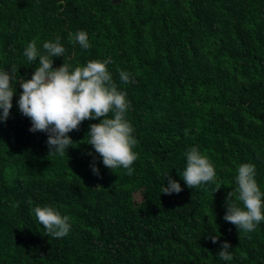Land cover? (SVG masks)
I'll list each match as a JSON object with an SVG mask.
<instances>
[{
	"label": "trees",
	"instance_id": "16d2710c",
	"mask_svg": "<svg viewBox=\"0 0 264 264\" xmlns=\"http://www.w3.org/2000/svg\"><path fill=\"white\" fill-rule=\"evenodd\" d=\"M80 31L90 48L75 41ZM56 37L65 53L54 68L111 61L139 142L132 175L113 173L88 144L99 119L68 134L63 156L49 155L46 133L29 131L18 82L38 60L24 51L35 40L43 52ZM13 68V107L0 121V264H264V221L246 233L223 218L230 191L240 203L239 165L255 166L264 193V0H0V71ZM121 70L134 82L122 83ZM193 146L217 178L189 189ZM166 173L183 191L161 193ZM37 206L69 216V234L44 235ZM224 241L232 260L217 254Z\"/></svg>",
	"mask_w": 264,
	"mask_h": 264
},
{
	"label": "clouds",
	"instance_id": "9594fccd",
	"mask_svg": "<svg viewBox=\"0 0 264 264\" xmlns=\"http://www.w3.org/2000/svg\"><path fill=\"white\" fill-rule=\"evenodd\" d=\"M81 48H90L88 34L80 31L75 36ZM43 52L38 50L36 41L27 45L24 51L29 62L38 60L31 79L19 81L22 92L17 101L19 111L31 121L30 132L47 134L46 144L49 155L63 156L74 143L68 135L79 131L82 122L99 119V123H91L87 135L89 145L102 158L103 165L113 173L119 168L127 170L132 175V165L138 159L133 148L138 145L134 137V128L126 119L130 103L126 100L127 93L118 90L107 65L110 60H92L86 66L75 67L70 71V65L63 63L58 68L53 67V57H62L65 48L60 43V37L55 41L43 43ZM16 69L0 71V121H6L13 107V97L16 92L12 87ZM122 83H132L131 73L119 71ZM112 118H108L109 114ZM102 118V119H101ZM188 135V130H185ZM92 155V153H89ZM186 169L183 171L185 185L192 189L208 182H215L217 172L207 156L202 155L195 146L185 153ZM92 173L100 177L96 159L90 165ZM256 169L253 164L245 163L238 167L236 176L237 200L233 202V192L226 197L227 211L224 220L234 225L237 230L252 232L264 221V193L256 181ZM168 183L161 189L164 195L179 194L183 189L181 184L165 174ZM221 187H218V191ZM242 203V206H241ZM35 216L44 227L46 236L54 239L67 236L71 230L70 218L50 206L34 209ZM213 244L219 242V237H208ZM231 244L224 241L220 245L218 256L225 261L233 259L229 249Z\"/></svg>",
	"mask_w": 264,
	"mask_h": 264
},
{
	"label": "rangeland",
	"instance_id": "374dc122",
	"mask_svg": "<svg viewBox=\"0 0 264 264\" xmlns=\"http://www.w3.org/2000/svg\"><path fill=\"white\" fill-rule=\"evenodd\" d=\"M141 198L140 194H136V199L139 200Z\"/></svg>",
	"mask_w": 264,
	"mask_h": 264
}]
</instances>
